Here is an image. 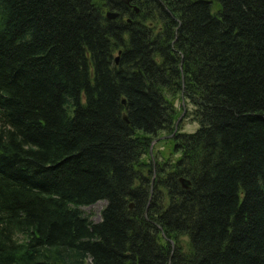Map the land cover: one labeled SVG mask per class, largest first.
<instances>
[{"label":"trees","instance_id":"1","mask_svg":"<svg viewBox=\"0 0 264 264\" xmlns=\"http://www.w3.org/2000/svg\"><path fill=\"white\" fill-rule=\"evenodd\" d=\"M0 264H264V0H0Z\"/></svg>","mask_w":264,"mask_h":264},{"label":"rangeland","instance_id":"2","mask_svg":"<svg viewBox=\"0 0 264 264\" xmlns=\"http://www.w3.org/2000/svg\"><path fill=\"white\" fill-rule=\"evenodd\" d=\"M180 100L181 99H176L175 100V105L177 106V108H179V113L178 115H180V113L183 111V114L181 116V118H179L178 120V124H177V131H193L198 127V122L196 120H193L190 115H186L187 109L190 108V103L189 101H185L182 105V107H186V108H181L180 106ZM169 134V135H168ZM163 135H168V136H163ZM155 140L152 142L151 144V150H150V156L154 159V155H158L159 157H163V155H168L169 154V144H167L166 140L167 138L171 137L170 132H167L166 130H160L158 131V133L156 134ZM105 201L104 199H99L94 201L93 203L90 204H84L81 205V209L83 210V212L85 214L89 215V218L91 220H98L100 218V213H101V209L104 205ZM89 258H86L85 261H88Z\"/></svg>","mask_w":264,"mask_h":264},{"label":"water","instance_id":"3","mask_svg":"<svg viewBox=\"0 0 264 264\" xmlns=\"http://www.w3.org/2000/svg\"><path fill=\"white\" fill-rule=\"evenodd\" d=\"M125 1L128 2V0H125ZM136 10H137V9H136ZM117 13H118V12H116V11H111V10L106 11V14H107L108 17H114V16L117 15ZM182 114H183V111L180 113V115H178V117H177V119H176V121H175V125H174L173 132L175 131V129H176V124H177L179 118H181ZM173 132H172V133H173ZM172 133H171V134H172ZM168 135H169V134H168ZM168 135H163V136H168ZM154 140H155V138H153V139L151 140V144H152V142H153ZM151 144H150V150H151ZM179 179H180V181H181V184H182L184 187H187V186H188L189 181H188L187 179H185V178H183V177H180ZM131 205H132V203L130 202V203H129V206H131ZM170 241H171V243H173L171 239H170Z\"/></svg>","mask_w":264,"mask_h":264},{"label":"bare ground","instance_id":"4","mask_svg":"<svg viewBox=\"0 0 264 264\" xmlns=\"http://www.w3.org/2000/svg\"><path fill=\"white\" fill-rule=\"evenodd\" d=\"M137 9V8H136ZM115 17V16H114ZM177 124H178V122H177ZM177 124H176V129H175V131L177 130Z\"/></svg>","mask_w":264,"mask_h":264}]
</instances>
